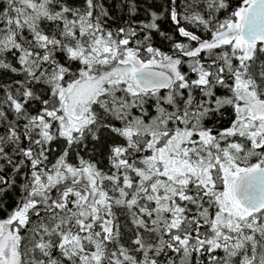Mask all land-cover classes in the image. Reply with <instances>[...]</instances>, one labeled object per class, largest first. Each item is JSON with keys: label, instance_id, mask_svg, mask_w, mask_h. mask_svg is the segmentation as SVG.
<instances>
[{"label": "snow or ice", "instance_id": "1", "mask_svg": "<svg viewBox=\"0 0 264 264\" xmlns=\"http://www.w3.org/2000/svg\"><path fill=\"white\" fill-rule=\"evenodd\" d=\"M0 264H264V0H0Z\"/></svg>", "mask_w": 264, "mask_h": 264}]
</instances>
